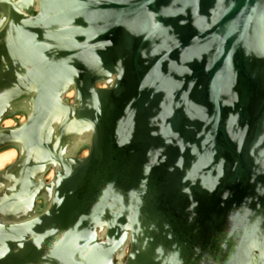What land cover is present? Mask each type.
Returning <instances> with one entry per match:
<instances>
[{"label":"water","instance_id":"water-1","mask_svg":"<svg viewBox=\"0 0 264 264\" xmlns=\"http://www.w3.org/2000/svg\"><path fill=\"white\" fill-rule=\"evenodd\" d=\"M20 112L0 264H264V0H0Z\"/></svg>","mask_w":264,"mask_h":264},{"label":"bare ground","instance_id":"bare-ground-1","mask_svg":"<svg viewBox=\"0 0 264 264\" xmlns=\"http://www.w3.org/2000/svg\"><path fill=\"white\" fill-rule=\"evenodd\" d=\"M100 87H104V85H100ZM67 93V94H66ZM66 94V99L69 101L73 99L74 97V92L73 90L67 91ZM69 98V99H68ZM24 115V114H23ZM20 115V116H14L11 118H4L0 123L1 128H11L16 126V122L18 124H21L25 121V115ZM16 158V150L14 148H7L3 151H0V170H3L6 166L12 164L15 161Z\"/></svg>","mask_w":264,"mask_h":264},{"label":"flooded vegetation","instance_id":"flooded-vegetation-1","mask_svg":"<svg viewBox=\"0 0 264 264\" xmlns=\"http://www.w3.org/2000/svg\"><path fill=\"white\" fill-rule=\"evenodd\" d=\"M36 203H38V205L40 204V199H38V201H36ZM27 210V208H23L22 211L25 212ZM0 221L3 223V221L1 220V214H0Z\"/></svg>","mask_w":264,"mask_h":264},{"label":"rangeland","instance_id":"rangeland-1","mask_svg":"<svg viewBox=\"0 0 264 264\" xmlns=\"http://www.w3.org/2000/svg\"><path fill=\"white\" fill-rule=\"evenodd\" d=\"M66 94H67V93H66ZM66 94L64 95L65 97H66ZM68 99H69V98H68ZM69 101L71 102V100H69ZM20 115H23V113L20 112V113L14 114L15 117H16V116L18 117V116H20ZM23 116H24V115H23ZM17 117H16V118H17ZM0 125H1V123H0ZM37 201H38V200H37Z\"/></svg>","mask_w":264,"mask_h":264}]
</instances>
